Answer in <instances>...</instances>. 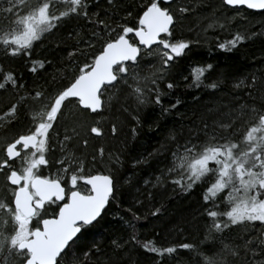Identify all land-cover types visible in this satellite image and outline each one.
Masks as SVG:
<instances>
[{"label":"snow or ice","instance_id":"obj_1","mask_svg":"<svg viewBox=\"0 0 264 264\" xmlns=\"http://www.w3.org/2000/svg\"><path fill=\"white\" fill-rule=\"evenodd\" d=\"M113 2L108 0L109 4ZM222 3L237 13L242 8L264 13V0H222ZM173 5H176L175 9ZM189 11L191 9L182 6L180 0H148L138 15L137 23L113 27L106 16L90 11L89 0H35V3L7 0V6L0 7L2 18L8 21L7 28L0 29V45L12 56L31 57L34 43L66 20L83 17L92 25L91 36L84 38L77 33V44L68 53L69 59L77 53L84 57L83 61H73L75 75L54 92L42 88L21 97L38 106V110L35 107L28 109L31 113L29 125L8 139L0 151V174L10 193V196L0 197V264H64L70 253L74 264H93L94 260L107 256L97 242L81 248L80 256H76L73 249L82 240L87 227L100 223L110 201L116 200L118 189L114 176L111 170L91 173L82 156L66 151L65 142L72 139L67 129L59 145L61 155L56 156L51 132L54 127H61L73 104L81 112L97 115L106 110L112 97H105V93L110 89L119 91L128 88L141 105L148 102L151 93V102L162 106L163 93L158 81L164 76H157L156 73L169 72L178 58L187 56L191 51L193 42L174 34L176 22ZM177 12L181 16H177ZM208 27H213V24ZM244 39L237 33L232 40L217 46L231 50ZM97 43L100 48L90 53L89 62L88 50L95 49ZM154 55L159 56L160 66L156 72L142 77L138 70L145 57ZM46 63L49 62L33 60L30 71L36 72L37 67L43 69ZM212 69L211 63L197 65L193 80L187 87L200 88L204 85L218 89L222 79L205 84V80L209 79L205 73ZM244 83L240 79L233 87L240 88ZM255 84L253 77L247 87L253 88ZM6 86L13 89L25 87L12 72L5 74L3 82H0V89ZM175 86L174 82L167 83L169 89ZM179 102L177 100L169 108L162 107V110L167 112ZM247 107L241 105L236 112L226 113V120L213 121L212 140L215 142L198 148L189 141L186 145H177V150L172 152V166L167 171L177 173L172 182L181 191L191 190L197 182L207 185L203 200L207 205L204 212L211 218L208 238H211L213 230L223 234L231 226L246 221H259L264 225V110L257 111L255 106L251 107L255 122L248 125L241 137L233 139L234 131L228 135L221 134V130L233 129L236 121L246 114L244 109ZM21 110L23 105L13 104L5 115L10 114L11 121L19 117ZM133 118L139 124V114L136 113ZM101 131L98 126L89 128V132L96 135H100ZM112 131H116L115 125ZM172 139L175 137L172 136ZM82 144L86 146L88 139H83ZM181 148L183 151H180ZM98 156L103 159L102 147L97 155L92 156L91 162L95 163ZM115 161L120 163L118 157ZM140 162L135 161L136 164ZM159 181L160 177H157ZM226 189V196L219 197ZM148 195L151 196V193ZM225 199L230 208L220 211L219 202ZM159 211V208L155 209L153 215ZM131 239L136 240L135 235ZM254 239L241 238V243L236 244L224 242L222 238L221 242L223 249L235 257H239L243 249L245 264H264V234L258 238L256 246H253ZM125 243L127 241L113 238L110 241L112 251L122 248ZM142 247L158 256L176 251V246L159 247L154 241L142 242ZM179 247L193 249L195 246L182 243ZM100 264H108V261L100 260ZM210 264L217 262L211 260Z\"/></svg>","mask_w":264,"mask_h":264},{"label":"trees","instance_id":"obj_2","mask_svg":"<svg viewBox=\"0 0 264 264\" xmlns=\"http://www.w3.org/2000/svg\"><path fill=\"white\" fill-rule=\"evenodd\" d=\"M147 2L114 0L113 4H109L108 0H89L90 11L99 12L101 17L106 16L113 27L137 23L138 15ZM29 3H35V0H29ZM180 4L191 11L182 16L176 13L181 18L175 24L174 34L193 43L188 55L178 58L169 72L156 73L157 76H164L158 81L163 93L162 106L151 102V93L148 102L141 105L128 88L119 91L110 89L105 93V97H112L106 110L97 115L81 112L73 104L61 127H54L51 132L56 156L61 155L59 145L67 129L72 139L65 142V150L82 156L87 170L93 174L111 170L116 182V200L110 201L100 223L87 227L82 240L73 249L75 255L80 256V249L85 245L99 243L107 256L94 260L93 264H100V260H107L108 264H210L211 260L217 264H245L243 249L239 257L230 255L223 249L222 238L224 242L239 244L241 238L255 237L253 246H256L258 238L264 234L261 222L246 221L231 226L223 234L213 230L211 238H208L211 218L204 212L207 205L203 200L207 185L197 182L191 190L181 191L172 182L177 173L167 171L172 166V152L177 150V145L183 146L191 141L199 148L215 142L212 140L213 121L226 120V113L236 112L241 105H247L244 109L246 114L236 121L233 129L221 130L222 135L234 131L232 138L237 139L250 123L255 122L251 107L255 106L257 111L264 110V13L246 8L237 13L231 7H226L222 0H180ZM6 6L7 0H0V7ZM173 7L175 9L176 5ZM2 16L0 13V29H6L8 21ZM209 24H213V27H208ZM91 32L92 25L83 17L66 20L34 43L31 57L12 56L0 45V82H3L5 74L12 72L25 85L22 89L10 86L0 89V151L8 139L29 125L31 113L28 109L35 107L38 110V106H33L30 100L24 101L21 97L28 93L34 94L42 88L54 92L67 84L75 75L76 65L73 61L84 59L78 53L71 59L68 56L77 44L76 34L87 38ZM237 33L245 39L231 47V50L217 46L232 40ZM99 48L100 44L97 43L95 49L88 50L89 62L90 53ZM33 60H46L49 63L43 69L37 67V71L32 72L30 68ZM208 63L213 65V69L205 73L209 77L205 84L222 79L220 87H187L193 80L195 67ZM159 66V56H149L145 57L138 71L142 77L148 76L156 72ZM253 77L256 80L255 87L249 88L247 85ZM240 79L244 80V85L234 88V83ZM169 81L176 86L167 88ZM177 100L180 102L175 108L167 112L162 110V107L169 108ZM18 103L23 105V110L18 118L10 121V114H5L13 104ZM136 113L140 116L139 124L133 118ZM113 125L115 132L112 131ZM91 126L100 127L101 134L90 133ZM85 138L88 139L86 146L82 144ZM101 147L104 149L103 159L98 156L97 161L92 163V156L97 155ZM117 157L119 164L115 161ZM136 160L141 162L136 164ZM157 177H160L159 182ZM146 180L148 183H145ZM227 191L220 193L219 197H225ZM5 196H10V193L0 174V197ZM157 208L160 209L159 213L153 215ZM228 208L230 203L226 199L219 202L220 211ZM133 235L136 240L131 239ZM113 238L127 243L112 251L110 241ZM145 241H154L159 247L176 246V251L158 256L142 247ZM182 243L195 247L183 249L179 247ZM64 264H74L71 253L65 258Z\"/></svg>","mask_w":264,"mask_h":264},{"label":"water","instance_id":"obj_3","mask_svg":"<svg viewBox=\"0 0 264 264\" xmlns=\"http://www.w3.org/2000/svg\"><path fill=\"white\" fill-rule=\"evenodd\" d=\"M248 10H250V11H254V12H261V11H259V10H251V9H248ZM108 207V206H107ZM106 207V208H107ZM106 210V209H105Z\"/></svg>","mask_w":264,"mask_h":264},{"label":"rangeland","instance_id":"obj_4","mask_svg":"<svg viewBox=\"0 0 264 264\" xmlns=\"http://www.w3.org/2000/svg\"><path fill=\"white\" fill-rule=\"evenodd\" d=\"M54 171V170H53ZM45 174H47V171H45Z\"/></svg>","mask_w":264,"mask_h":264},{"label":"flooded vegetation","instance_id":"obj_5","mask_svg":"<svg viewBox=\"0 0 264 264\" xmlns=\"http://www.w3.org/2000/svg\"><path fill=\"white\" fill-rule=\"evenodd\" d=\"M89 227V226H88Z\"/></svg>","mask_w":264,"mask_h":264}]
</instances>
